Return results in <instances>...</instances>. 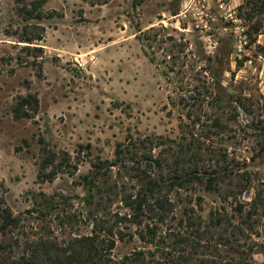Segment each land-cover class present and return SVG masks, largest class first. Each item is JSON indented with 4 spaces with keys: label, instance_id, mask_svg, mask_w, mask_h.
Instances as JSON below:
<instances>
[{
    "label": "rangeland",
    "instance_id": "1",
    "mask_svg": "<svg viewBox=\"0 0 264 264\" xmlns=\"http://www.w3.org/2000/svg\"><path fill=\"white\" fill-rule=\"evenodd\" d=\"M36 1L41 0H23L22 5L0 0V205L14 217L27 218L25 231L37 237L51 234L59 242L91 235L82 178L93 162L113 161L117 146L129 139H189L180 131L181 121L188 124L186 111L169 102L192 90L187 82L201 89L207 84L222 101L245 100L249 112L240 108L229 122L226 116L210 143L216 152L227 153L229 163L250 173L253 187L264 194V154L256 156L262 138L245 128L254 122L264 127V0H150L136 9L133 0H45L40 20H24L18 10H34ZM34 26L43 29L42 40L23 43ZM146 32L156 36L157 44L146 49L154 62L140 42ZM170 50L180 59L167 78L162 63L174 62ZM29 96L36 104L20 109L21 99ZM18 109L30 117L16 118ZM206 114L220 115L211 109ZM194 133L201 136L202 130ZM112 176L117 177V169ZM124 177L118 183H128ZM236 194L231 189L207 193L195 186L182 193V206L167 222L174 233H182L181 244L173 246L169 237L162 248L145 245L136 227L125 223V241L116 244L113 257L142 251L167 264H206L211 257L222 259L218 264L228 259L237 264L239 258L247 261L243 264H264V197L252 220L254 230H245L248 240L230 236L226 220L211 226L216 217L226 219L225 213L236 216V205L246 206L254 197L252 189ZM45 197L53 198L50 210ZM104 207L128 214L116 201ZM189 209L205 223L202 241L210 242L211 249H203L185 223L179 225ZM39 210L50 214L42 217ZM160 231L167 233L164 227ZM226 235L243 254L219 244ZM170 257H175L172 263Z\"/></svg>",
    "mask_w": 264,
    "mask_h": 264
},
{
    "label": "trees",
    "instance_id": "2",
    "mask_svg": "<svg viewBox=\"0 0 264 264\" xmlns=\"http://www.w3.org/2000/svg\"><path fill=\"white\" fill-rule=\"evenodd\" d=\"M15 1L22 5L23 0ZM146 1L150 0H133L132 8L136 9ZM45 2L36 1L34 10L19 9V15L26 21L33 18L40 20L42 5ZM33 29V33L25 35L23 43L32 44L34 41L42 40L39 31L43 29L35 26ZM140 42L145 53L146 49L150 50L153 44H157L156 36L152 37L148 32L141 35ZM39 50L41 49H34L35 52ZM168 53H170L168 58L174 62L172 65L166 61L162 63L168 69L164 72L167 78L169 74L174 73L180 59L173 51L170 50ZM179 53L183 54V51L180 50ZM145 55L154 62L153 57L150 58L147 53ZM179 84L184 85V82ZM192 85L186 83L192 90L186 89L177 102H172L171 97L169 98L171 105H178L186 111L185 119L188 124L181 121L180 131L187 134L189 139H186V136H182L179 142L163 137L146 138L137 142L129 139L126 144L117 146L113 161L98 160L91 164L90 173L82 178V184L87 190L84 199V204L89 209L87 219L93 225L91 235L74 238L69 242H59L55 237H50L51 234L37 237V233L25 231L27 218L14 217L9 209H4L0 205V264H167L164 258L154 261L156 254L152 252H148L146 256L142 251H138L119 260L113 257L112 252L118 242L125 241V235L121 231V226L125 223L136 227L135 235L145 245L159 249L167 245L169 237L174 240L173 246L181 244L182 241L179 239L182 233H174L176 230L171 229L167 222L173 220L174 217L170 215L174 214L176 207L182 206V193L190 192L195 186L201 187L207 193L231 189L237 191L236 196L251 189L254 191V197L249 204L236 205V216L229 217L225 213L226 219L216 217L215 222H211V226L216 227L221 221L226 220L230 236L233 235L235 238L244 236L248 240L249 232L254 230L252 220L263 202L264 194L262 190L253 187L252 175L238 167L239 163H236L237 165L229 163L227 153L216 152L210 140L216 129L222 127L226 116L229 122L235 119L238 109L244 108L246 112L249 110L245 107L244 99L229 98L222 101L220 97L211 95L207 84H204L202 89ZM36 102V99L29 96L21 99L19 107L21 109L24 106H32ZM20 109L17 110L16 118L30 117L26 111L20 112ZM206 109L215 110L220 115L209 117ZM245 128L254 134L255 138H262L263 145L259 146L256 155L261 158L264 154V127L261 128L260 123L254 122ZM196 129L202 130L201 136L194 133ZM221 132H224V129ZM154 149H160L155 157L152 155ZM216 157L220 158L215 159ZM43 164V167H48L47 161ZM114 169H117V177L113 180ZM121 174L125 175L128 183H118ZM45 199L46 208L50 210L53 198ZM198 200L200 202V199ZM115 201L122 204V207L128 210V214L120 215L106 211L104 203L111 205ZM186 203L189 206L192 204L190 199ZM37 213L42 217L50 214L46 215L47 213L41 210ZM194 213L193 209L183 211L184 217L179 221V225L182 227L185 223L192 236L202 242L200 246L203 249H211L210 242L202 241L204 233L201 229L205 223H202L201 219L197 221ZM234 219H237V223H233ZM163 227L167 231L164 235L160 231ZM245 233H248V237ZM226 236L225 239H220L219 244L226 246L230 253L243 254L238 249L241 247H236L234 240ZM130 238L133 239V235H130ZM214 251L219 252L216 248ZM182 255L180 253V256ZM169 259L172 263L175 257ZM216 260L217 258L211 257L206 264L222 262V259ZM232 262L233 259H228L222 264ZM244 262L247 261L241 258L237 260V264Z\"/></svg>",
    "mask_w": 264,
    "mask_h": 264
}]
</instances>
